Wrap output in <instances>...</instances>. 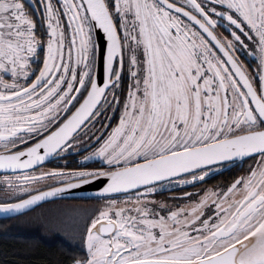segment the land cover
<instances>
[{"label":"snow or ice","instance_id":"obj_1","mask_svg":"<svg viewBox=\"0 0 264 264\" xmlns=\"http://www.w3.org/2000/svg\"><path fill=\"white\" fill-rule=\"evenodd\" d=\"M0 170L5 217L94 189L70 264H264V0H0Z\"/></svg>","mask_w":264,"mask_h":264},{"label":"trees","instance_id":"obj_2","mask_svg":"<svg viewBox=\"0 0 264 264\" xmlns=\"http://www.w3.org/2000/svg\"><path fill=\"white\" fill-rule=\"evenodd\" d=\"M56 204L55 212L36 208L0 219V264H70L72 256L82 254L79 235L84 225L62 211L78 204Z\"/></svg>","mask_w":264,"mask_h":264},{"label":"flooded vegetation","instance_id":"obj_3","mask_svg":"<svg viewBox=\"0 0 264 264\" xmlns=\"http://www.w3.org/2000/svg\"><path fill=\"white\" fill-rule=\"evenodd\" d=\"M33 15L37 16L36 13H33ZM37 28H38V34H40V31H39L40 30V21H39V19H37ZM250 61H251V57H249L247 60H245V63H249ZM251 67L252 68L255 67V62H252ZM109 115L113 116L112 113H109ZM118 115H119V113H116L114 115L113 120H112L113 124L118 123ZM71 159L72 158L69 157V160H71ZM251 163H252L251 160H246L243 163H236L235 165H230L228 167H225V168L221 169L220 171L216 172L212 176V178L207 181V183L209 185L224 186V185L230 183L236 176H238V175L242 174L244 171H246L249 164H251ZM62 164H63V161L60 158H57L52 163L46 164L45 167L51 168V167H55V166H62ZM5 175H8V173L0 172V177H4ZM180 189H181V186L173 184V185L169 186V190L159 191L156 194V198L160 199V200H169V197H171V196H179L180 195ZM182 190L183 191H189V192L194 191L190 187H183ZM87 198L88 197L57 199V200L45 202L36 208L41 210V212H45L47 210L48 211L52 210L53 212H55L56 211V205H57L56 203L68 202L69 204H78V205H84V206H89V207L95 206L98 203L96 200L87 199ZM169 202L170 203H179L181 201H169ZM45 205H48V206H45ZM31 211H33V210H31ZM24 214H26V213H24Z\"/></svg>","mask_w":264,"mask_h":264},{"label":"water","instance_id":"obj_4","mask_svg":"<svg viewBox=\"0 0 264 264\" xmlns=\"http://www.w3.org/2000/svg\"><path fill=\"white\" fill-rule=\"evenodd\" d=\"M0 172H4V171L0 170ZM101 182H103V181H101ZM94 194L95 193H94V189L93 188L85 186L83 188L71 190L69 193H66L62 198H50L48 201L57 200V199H64V198L92 197ZM43 203H45V202H41L39 205H41ZM38 206H35L33 209H35ZM27 212H29V211L23 212L22 214L27 213ZM19 215H21V214L13 215L11 217H5L4 215L0 214V219L13 218V217H16V216H19Z\"/></svg>","mask_w":264,"mask_h":264},{"label":"rangeland","instance_id":"obj_5","mask_svg":"<svg viewBox=\"0 0 264 264\" xmlns=\"http://www.w3.org/2000/svg\"><path fill=\"white\" fill-rule=\"evenodd\" d=\"M2 178H3V177H0V190H2V188H3Z\"/></svg>","mask_w":264,"mask_h":264}]
</instances>
